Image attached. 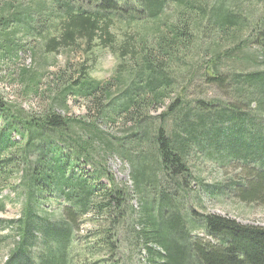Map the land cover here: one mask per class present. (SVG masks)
<instances>
[{
    "label": "trees",
    "instance_id": "trees-1",
    "mask_svg": "<svg viewBox=\"0 0 264 264\" xmlns=\"http://www.w3.org/2000/svg\"><path fill=\"white\" fill-rule=\"evenodd\" d=\"M228 1L55 0L49 11L44 3L34 8L36 20L33 13L13 12L0 4V66L7 65L8 71L0 82H21L23 94L35 96L41 105L29 114L0 97V184L23 197L22 215L0 221L1 229L10 228L14 235L4 264H97L95 256L113 253L117 244L112 236L124 204L118 206L120 191L107 170L112 154L132 168L142 201L136 239L149 264H264V228L201 215L200 229L213 244L191 238L196 220L180 212L192 180L190 157L196 152L214 161H228L219 159L224 153L241 160L249 167L239 183L240 197L264 202L263 137L246 130L244 120L220 115L216 100L191 101L186 95L193 85L197 91L216 87L249 108L264 107V72L236 70L252 59L237 61L226 49L238 44L250 11L261 4L254 34L241 42L264 53V0ZM36 28L56 37L45 41L47 53L80 45L88 52L108 51L118 61L113 77L102 84L89 79L85 66L67 67L42 92L44 78L19 65L27 48L14 37L19 30L33 36ZM201 57L210 61L199 75L195 60ZM224 62L230 65L225 74ZM72 98L85 100L88 114L81 120L69 116ZM160 107L165 111L154 119L150 114ZM168 120L172 125L163 127ZM101 124L125 127L127 133L108 137ZM101 144H107L106 151L97 155ZM82 161L93 173L76 174ZM103 180L108 183L100 185ZM171 185L176 188L166 197ZM172 201L174 209L165 214ZM4 209L2 202L0 212ZM82 218L92 226L83 239L93 243L81 242ZM38 241L44 250L33 253Z\"/></svg>",
    "mask_w": 264,
    "mask_h": 264
},
{
    "label": "rangeland",
    "instance_id": "rangeland-1",
    "mask_svg": "<svg viewBox=\"0 0 264 264\" xmlns=\"http://www.w3.org/2000/svg\"><path fill=\"white\" fill-rule=\"evenodd\" d=\"M225 1V4H228V0H212L211 4L214 2ZM55 0H0V4H6L8 10H13V12H23V13H33L34 18L38 17L34 11L40 3H44L45 11H49L51 7L54 6ZM8 3V4H7ZM84 9H88L86 4H82ZM253 8L252 12L250 11L249 16V25L247 24L245 34L241 37L238 44H233L230 48L226 49L232 51L236 55L237 61H250L251 62L244 66H237L236 70L242 71L245 73L252 72H264V53L256 45L249 44L243 45L242 43L246 40L247 37L254 34L257 23H254V20L257 19V16L263 13V7L261 4ZM217 6V4H216ZM32 33L34 32L35 24L31 23ZM23 29H26L25 25L21 26ZM49 31L51 29H48ZM16 41H20L22 45L27 48V51L22 54L21 62L19 65L30 67L32 72L38 73L41 75L44 80L41 83L40 89L42 92H46L49 89V86L52 84L53 75L58 71L69 70L67 67H71L72 70L79 68V66H85L88 69L89 79L99 83L109 82L115 72V68L118 65V61L108 52L102 51L100 49H95L92 52L86 51L85 45L74 46L71 49H59L55 53H47L44 51V43L49 39H55L56 37L51 33L47 32V29H35L33 36L25 35V30H19V32L14 36ZM243 41V42H241ZM257 58V61L255 60ZM201 57L198 60L196 59L195 63L198 64V73L199 75L204 72L203 64L210 61L209 58L204 59ZM250 59V60H249ZM253 61V62H252ZM255 61V62H254ZM241 65V64H240ZM7 65L0 66V75H7L8 71H5ZM230 70V65L225 64L221 71L225 72ZM49 91V90H48ZM23 85L17 81L3 80L0 82V97L5 102L8 103L13 109L16 105H20L21 110L32 114L36 109H39L40 101L35 97H26L24 94ZM230 92H224L219 88L212 87L203 88L200 91L194 89V85L190 86L186 95L191 101L197 99L200 100H216V103H219L222 107L220 115L231 118H239L245 121V129L249 132H256L264 139V107L258 111L256 106L252 104L251 108L247 107L246 103L241 101L240 98L231 97ZM47 97H50L47 94ZM174 97V96H173ZM169 104V102H166ZM222 104V105H221ZM69 116L77 117L80 119L85 117L88 114L87 107L84 99L72 98L69 102ZM224 108H231L235 112L232 114L230 110L224 111ZM15 110V109H14ZM165 111L164 107L153 109L151 114L154 119L158 118ZM153 123L158 124L157 120H154ZM172 122L169 120L163 124V127L171 126ZM101 130L110 136L123 137L127 133L125 127H107L104 124L100 125ZM101 131V132H102ZM106 140V139H104ZM107 141V140H106ZM264 143V140H263ZM205 143L206 149L212 151L217 157V151L211 147H208ZM102 146H104L102 148ZM109 146V145H108ZM107 144H101L97 152V155H103V152L106 150ZM221 151V150H220ZM224 153V152H223ZM96 155V156H97ZM264 155V154H263ZM190 157V165L193 172L192 180L187 185L189 188L186 189L188 192L183 194L182 198V210L181 214L188 215L187 217L195 219L198 225V228L193 227V232L190 233L191 238L200 239L204 242L215 243L209 236L204 234V231L200 229L198 219L201 215H216L223 218H228L230 220H235L237 223L244 226H255L264 228V202L256 203L254 200H243L240 197L239 183H243L242 180L248 176L245 172L249 166L241 164V160L231 157L227 153L219 156V159L230 158L228 161H214L208 159L201 155L200 153H193ZM238 161L237 162L235 161ZM85 163V162H84ZM76 170V174L85 175L93 173V168L89 165L84 164ZM107 170L110 172V175L114 178L117 188L120 192H117L118 199H122L121 203H118V206L121 207L124 204V210L119 216L117 223L120 225L117 227L116 231L112 238L113 242H116V246L112 248L113 253L106 255L104 252L99 254V256L94 257V261H98L99 264H149L148 255L145 253L142 248V245L138 243L136 239V233L142 228L141 223H138V216L140 210L142 209V201L139 198L140 195L137 189L134 187L131 172L132 168L127 163L121 159L117 154L109 155L106 161ZM197 179V180H196ZM17 181L16 178L13 179ZM108 181L103 180L100 182V185H106ZM163 183V179L161 180ZM162 185V184H161ZM4 184H0V205L3 202L5 204V209L0 212V221H14L22 215L23 207V197H18L12 194L8 188H4ZM163 188V187H162ZM176 188L175 185H171L166 197H170V193L174 192ZM164 190H162L163 192ZM126 193V198L124 194ZM125 198V201L123 202ZM176 203L171 202L170 205L164 208V212L170 213V209H174ZM53 210V209H50ZM114 216L116 215L115 212ZM189 223L188 220H186ZM80 228L79 236L82 238L81 242L93 243L91 239H83L86 233L89 232L92 227L85 220L80 219ZM116 223V225H117ZM98 225V224H95ZM187 225V224H186ZM3 224H0V264H4L9 255V251L12 248L14 237L11 234L10 228L1 229ZM107 228H109L107 226ZM135 232V233H134ZM113 233V232H112ZM42 241H38V247L33 248V253H38L39 251L44 250ZM97 263V264H98Z\"/></svg>",
    "mask_w": 264,
    "mask_h": 264
}]
</instances>
